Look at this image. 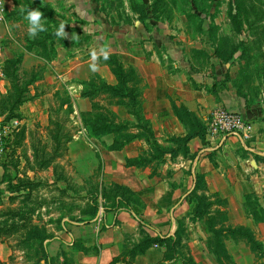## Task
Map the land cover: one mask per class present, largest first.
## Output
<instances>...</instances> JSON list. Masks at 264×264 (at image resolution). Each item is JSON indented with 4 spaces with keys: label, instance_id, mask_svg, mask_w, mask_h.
Instances as JSON below:
<instances>
[{
    "label": "rangeland",
    "instance_id": "374dc122",
    "mask_svg": "<svg viewBox=\"0 0 264 264\" xmlns=\"http://www.w3.org/2000/svg\"><path fill=\"white\" fill-rule=\"evenodd\" d=\"M2 6L0 116L6 121L18 117L22 123L0 159V264L61 263L47 251L48 240L62 228L61 216L90 223L100 213L98 200L104 215L120 208L139 215L143 197L117 180L140 178L142 186H178L193 174L188 209H181L178 218L176 248L199 264H264L261 241L249 228L226 221L225 200L208 192L203 176L193 171L214 140L209 117L219 108L230 109L218 106L202 118L170 95L173 116L185 133L165 127L153 140L148 135L155 131L147 127L150 122L142 111L137 70L119 53H107V59L97 55L109 48L110 38L122 39L121 34L100 31L97 37L96 32L82 31L98 22V16L118 26L132 24L133 17L148 26L173 20L189 24L184 34L196 42L188 48L222 61V78L215 85L234 89L251 107L264 103V0H2ZM22 9L40 10L46 31L30 38L27 11ZM61 23L66 38L54 35ZM103 66L109 67L113 81L100 72ZM175 106L184 108L189 125L176 115ZM32 107L36 109L29 116ZM89 123L97 136L89 133ZM190 124H195L193 131ZM191 132L190 140L198 137L205 147L190 152V140L185 139ZM133 141H141L128 149L139 152L137 156L107 157ZM129 160L135 168H128ZM154 175L156 182L143 181ZM18 187L25 191L15 193ZM257 202L250 195V204ZM113 221V215H105L103 224ZM153 230L141 227L139 233L127 234L122 244L126 261L133 260L148 236H157ZM152 247L159 260L152 264L173 254L170 242L152 243L147 250Z\"/></svg>",
    "mask_w": 264,
    "mask_h": 264
},
{
    "label": "crops",
    "instance_id": "0c3cea01",
    "mask_svg": "<svg viewBox=\"0 0 264 264\" xmlns=\"http://www.w3.org/2000/svg\"><path fill=\"white\" fill-rule=\"evenodd\" d=\"M97 19L98 22L84 27L82 31L96 32L97 37L98 33L101 36L100 31L121 34L122 39L110 38L106 52L119 53L126 64L137 70L143 115L153 127L156 139L161 137L165 127L178 135L185 133L181 123L173 116L170 95L202 118L211 109L224 106L243 113L253 122V133L246 141L230 134L213 138L212 146L204 150L193 171L195 176H203L208 192L217 193L225 200L226 221L249 228L264 245V103L247 107L246 100L234 89H222L215 85L222 78V61L215 57H204L203 53L196 55L188 48L196 42L184 34L189 24L173 20L171 24L157 21L148 26L147 22L133 17L132 24L118 26L108 22L105 16L104 19L100 16ZM193 68L198 70L194 71ZM100 72L109 81L114 80L108 66H103ZM35 109L32 107L28 115L33 116L31 112ZM138 142L141 143H129L121 151H110L111 155L107 154V157H112L114 153H125V157L132 159L139 152H128V149ZM188 143L190 152L204 146L198 137ZM127 165L129 169L135 168V164ZM192 176L178 186H165V182L163 186H142L140 178L135 181L117 180L143 197L145 204L142 212L137 215L125 208L106 212V217H114V225L110 227L103 224L105 216L100 219L99 214L90 223H79L68 216H61L62 228L47 242L49 258H61L59 264H71L70 258L74 261L72 264L158 262L154 259L156 253L152 247L126 263L122 244L127 234H137L141 227L154 229L157 235H173L178 228L181 209H188L186 195L195 185ZM156 177L147 176L143 181L156 182ZM24 191L23 187H18L15 193ZM250 195L259 201L254 206L250 204ZM97 203L100 206V200Z\"/></svg>",
    "mask_w": 264,
    "mask_h": 264
},
{
    "label": "built area",
    "instance_id": "2783aa9c",
    "mask_svg": "<svg viewBox=\"0 0 264 264\" xmlns=\"http://www.w3.org/2000/svg\"><path fill=\"white\" fill-rule=\"evenodd\" d=\"M4 7L0 0V18L3 17ZM4 116H0V159L7 151V142L11 135L16 132L22 123L18 117H12L6 121ZM209 136L211 139L222 135H235L242 140H248L254 130L253 122L243 113L219 108L211 114L207 121ZM103 207L100 205L99 218L104 219ZM107 227L112 226L105 223Z\"/></svg>",
    "mask_w": 264,
    "mask_h": 264
},
{
    "label": "trees",
    "instance_id": "16d2710c",
    "mask_svg": "<svg viewBox=\"0 0 264 264\" xmlns=\"http://www.w3.org/2000/svg\"><path fill=\"white\" fill-rule=\"evenodd\" d=\"M108 89L110 90V93H115V91L113 90L112 86H108ZM129 93V92H128ZM128 97L131 99V102H134L135 101V97L133 95V93H130L128 94ZM175 110V113L176 115L184 122V123H187V125H189L188 122H186V116L184 115V108H179V107H176L174 108ZM145 120H147L145 117H144ZM89 125V130H90V134L92 136H97L98 134L96 132L93 131V129L91 128L92 126V123H89L87 124ZM191 125V128L192 129L191 131H193V129L195 128H192L194 127L195 124H190ZM200 126V125H199ZM88 127V126H87ZM148 128H150L151 126L149 125L148 123ZM190 127V126H189ZM141 129H143L141 127ZM145 129V128H144ZM148 131V130H147ZM148 133H150L148 131ZM194 134L189 133V135L186 137L185 140L188 141V139L190 140V138L193 136ZM143 137H147L145 135H142ZM150 138H152L153 140L156 141V137L155 135L153 134V132L151 133V135L149 134L148 135ZM134 138V136L132 138H127L126 141H131L132 139ZM154 141V142H155ZM128 164L129 165H133L132 164V161L129 160L128 161ZM116 202H118V198L116 199ZM125 205H127L128 207V202H124ZM116 209L118 207H115ZM97 212H98V203H97ZM226 219H227V216H226ZM180 231H181V227H179L177 229V231L175 232V234L173 236H162L161 234H158L156 237H151V236H148V238L142 242V247L141 249H137L134 253H133V259L136 255L138 254H145L146 250L151 246L152 243H155V244H162V243H169L170 242V247H169V250L171 251V255H167V257H165L162 262L160 264H199L193 257L191 256H185L181 251H179L177 248H176V245L180 242ZM175 244V245H174ZM126 263H128V261H126Z\"/></svg>",
    "mask_w": 264,
    "mask_h": 264
},
{
    "label": "clouds",
    "instance_id": "9594fccd",
    "mask_svg": "<svg viewBox=\"0 0 264 264\" xmlns=\"http://www.w3.org/2000/svg\"><path fill=\"white\" fill-rule=\"evenodd\" d=\"M27 11V15L24 19L28 22V35L30 38H35L39 32L46 31V28L41 24V18L43 13L40 10H24ZM66 25L61 23L59 29L55 31L54 35L61 38H66L67 33L65 31ZM101 53L104 55V58L107 59V52L101 49ZM92 59H96V53L94 52L92 55ZM93 70L95 71V65H93Z\"/></svg>",
    "mask_w": 264,
    "mask_h": 264
}]
</instances>
